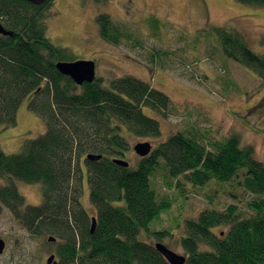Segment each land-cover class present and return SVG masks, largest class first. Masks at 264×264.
<instances>
[{"label": "trees", "instance_id": "1", "mask_svg": "<svg viewBox=\"0 0 264 264\" xmlns=\"http://www.w3.org/2000/svg\"><path fill=\"white\" fill-rule=\"evenodd\" d=\"M236 2L264 8V0ZM51 7L52 0L39 5L0 0V129L16 126L18 107L30 95L28 109L45 128L43 134L27 139L17 154L0 149L4 182L0 206L30 236L54 238L44 244L54 248L56 264H168L155 243L138 239L144 233L160 243L168 234L148 231L149 224L171 207L150 181L161 160L168 179L182 178L195 187L212 180L215 185L236 182L252 196L246 204L248 216L228 205L222 211L205 209L186 221L185 235L179 240L184 264H264V164L255 160L253 149L241 147L237 136H229L208 150L178 131L147 157H138L134 168L128 162V168L116 165L114 160L126 159L131 150L128 138L161 135L159 123L143 109L164 118L171 102L150 83L131 76L110 80L107 87L96 76L81 86L62 76L56 63L76 60L46 36ZM95 22L107 44L130 39L108 15L96 16ZM159 25L150 19L152 29ZM205 36L218 44L226 59L251 72L264 86V52H253L243 35L229 26L212 27ZM259 46L264 48V35ZM90 155L100 158L88 161ZM82 164L95 211L92 216L80 204ZM16 184L38 186L40 203L27 204ZM180 185L177 181L176 187ZM92 219L95 227L90 232ZM219 228L225 230L215 233Z\"/></svg>", "mask_w": 264, "mask_h": 264}, {"label": "rangeland", "instance_id": "2", "mask_svg": "<svg viewBox=\"0 0 264 264\" xmlns=\"http://www.w3.org/2000/svg\"><path fill=\"white\" fill-rule=\"evenodd\" d=\"M100 14L108 15L130 39L116 46L103 42L95 22ZM151 18L161 23L157 30L151 28ZM45 26L48 40L67 49L73 60L95 63V76L102 79L103 86L131 76L169 98L171 107L164 118L143 109L159 123L161 135L158 139L128 138L131 150L124 161L130 167L138 159L134 145L147 142L153 149L178 131L208 150L214 142L237 136L240 146H250L255 160L264 164V86L251 72L226 59L218 44L205 36L212 27L229 26L243 35L253 52L261 54L264 8L236 0H52ZM30 99L31 95L21 101L16 126L0 129V149L6 154L19 153L27 139L44 133L43 121L28 109ZM81 170L80 204L92 216L95 211L89 203L84 164ZM240 179L241 173L236 180ZM150 181L159 197L170 200L171 207L149 224L148 231L167 232L160 243L177 255L183 256L179 240L185 235L184 223L201 211H222L236 205L244 216L251 213L246 204L252 196L236 182L215 185L212 180L195 187L182 178L168 179L161 160ZM177 181L182 186L177 188ZM16 185L27 204L40 203L38 186ZM233 193L236 196L231 199ZM0 239L5 243L0 264H45L54 254V248L44 244L46 238L30 236L1 206ZM138 239L156 243L144 233Z\"/></svg>", "mask_w": 264, "mask_h": 264}, {"label": "water", "instance_id": "3", "mask_svg": "<svg viewBox=\"0 0 264 264\" xmlns=\"http://www.w3.org/2000/svg\"><path fill=\"white\" fill-rule=\"evenodd\" d=\"M33 5H39L45 0H24ZM56 70L64 77L69 78L76 86H81L83 84L92 83L95 79V63L93 61H83L76 60L73 62H57L55 65ZM134 154L139 158L147 157L151 152V145L147 142L138 143L132 147ZM100 157L98 156H87L88 161H98ZM114 163L120 167L128 168V163L121 159H115ZM95 221L91 220L90 232L94 230ZM48 243H53L55 240L52 237H48L46 240ZM5 248V243L0 239V256L3 254ZM155 250L161 255V257L168 264H184L185 257L182 255H177L170 251L161 243L154 244ZM45 264H56L55 256L49 255L45 261Z\"/></svg>", "mask_w": 264, "mask_h": 264}]
</instances>
